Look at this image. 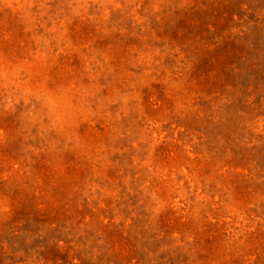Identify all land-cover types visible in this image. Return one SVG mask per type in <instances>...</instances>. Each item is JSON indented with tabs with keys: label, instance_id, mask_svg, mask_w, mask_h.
<instances>
[{
	"label": "rangeland",
	"instance_id": "1",
	"mask_svg": "<svg viewBox=\"0 0 264 264\" xmlns=\"http://www.w3.org/2000/svg\"><path fill=\"white\" fill-rule=\"evenodd\" d=\"M0 264H264V0H0Z\"/></svg>",
	"mask_w": 264,
	"mask_h": 264
}]
</instances>
